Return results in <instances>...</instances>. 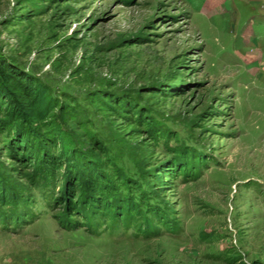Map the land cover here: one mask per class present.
Here are the masks:
<instances>
[{
	"label": "rangeland",
	"instance_id": "374dc122",
	"mask_svg": "<svg viewBox=\"0 0 264 264\" xmlns=\"http://www.w3.org/2000/svg\"><path fill=\"white\" fill-rule=\"evenodd\" d=\"M254 14L264 0H0V58L64 104L35 131L73 158L50 172L24 139L28 166L0 133V264H264Z\"/></svg>",
	"mask_w": 264,
	"mask_h": 264
},
{
	"label": "trees",
	"instance_id": "16d2710c",
	"mask_svg": "<svg viewBox=\"0 0 264 264\" xmlns=\"http://www.w3.org/2000/svg\"><path fill=\"white\" fill-rule=\"evenodd\" d=\"M54 110L59 111L61 115L64 114V104L53 99L48 94L47 89L36 80L19 72L7 61L0 58V133L6 134L7 131L15 129L18 131L16 140L9 139L8 146L14 150L16 157L21 154L22 156L19 158L28 166H31L33 157L27 148L29 146L25 144V140L37 143L40 146L37 148L40 150L38 161L45 170L49 168L50 172L56 173L63 167L61 164L63 159H70L73 162V158L68 156L69 153L67 152L62 153L59 142L55 141L53 137L41 135L35 131L37 126L46 127L51 124L50 118ZM71 124L73 126L76 123L73 121ZM75 161L74 165L80 169L78 177L83 182L82 189L84 191V186L87 187L85 190L88 189L85 194L89 195L91 192L102 189L99 181L100 174L95 172L92 174L91 172L88 175L82 160L77 158ZM74 184L73 181L70 186L73 187ZM73 192L76 195L79 194L75 188ZM84 198L82 200H87V204L92 200L89 196ZM9 200L6 192L0 188V204L8 205ZM117 202L120 203V207L117 206L119 212L128 209L126 198L123 197Z\"/></svg>",
	"mask_w": 264,
	"mask_h": 264
},
{
	"label": "crops",
	"instance_id": "0c3cea01",
	"mask_svg": "<svg viewBox=\"0 0 264 264\" xmlns=\"http://www.w3.org/2000/svg\"><path fill=\"white\" fill-rule=\"evenodd\" d=\"M204 4L202 3L201 7ZM251 32L261 40H264V15L254 14L250 21Z\"/></svg>",
	"mask_w": 264,
	"mask_h": 264
}]
</instances>
